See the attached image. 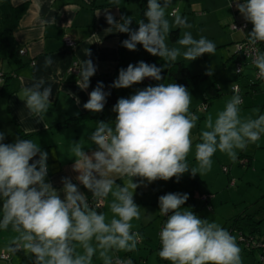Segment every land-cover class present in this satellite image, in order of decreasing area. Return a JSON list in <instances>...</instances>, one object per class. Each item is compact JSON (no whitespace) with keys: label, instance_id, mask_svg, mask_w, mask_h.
I'll return each instance as SVG.
<instances>
[{"label":"clouds","instance_id":"obj_1","mask_svg":"<svg viewBox=\"0 0 264 264\" xmlns=\"http://www.w3.org/2000/svg\"><path fill=\"white\" fill-rule=\"evenodd\" d=\"M112 3L119 9V0ZM172 3L173 0H147L146 21H136L137 30L130 27L132 16L121 15L117 21L106 9V31L115 29L129 36L122 41L123 47L135 51L139 44L165 61L161 67L144 61L129 64L119 70L111 88H129L145 78L162 81L163 69L179 57L194 61L203 54H215L217 46L213 41L204 36L194 38L190 31L175 42L181 47L168 46L166 41L173 26L192 27L179 14L173 13L171 20L167 18ZM235 5L252 24L248 44L264 43V0H235ZM41 24L54 25L55 18L42 20ZM232 27L238 30L235 24ZM85 56H91L89 48L85 49ZM52 63V58L46 57L44 67ZM252 63L258 69V77L264 79V52L256 49ZM96 71L90 58L82 60L77 86L86 90ZM206 74L211 76V69ZM45 83L43 78H33L32 84L21 88L18 94L28 115L37 118V122L44 119L51 105L52 88ZM108 95L110 92H105L103 83L98 82L83 108L102 112ZM192 99L185 86L174 82L148 86L129 98L118 99L112 108L116 113L113 122H96L89 137L95 150L90 154L79 141H72L73 171L79 173L76 180L99 202L95 207L71 178H62L59 192L46 182L48 153L37 143L20 137L14 143H4L5 134L0 132V230L17 233L7 252L22 250L32 264H93L97 254L102 264H133L132 259H121L115 253L134 252L143 240L139 231H133L132 223L141 219V207L134 201V191L140 184L173 177L179 182L189 172L201 177L211 171L217 151L235 162L238 150H246L264 135V114L256 108L255 118L242 117L243 98L234 94L215 119L207 116L199 142L194 145L195 166H190L192 130L199 119L190 110ZM76 102L79 103L78 98ZM137 177L140 184L134 182ZM118 179L124 182L117 183ZM109 196L111 219L97 211ZM188 199L187 193H167L158 198L159 214L166 218L159 232L160 259L169 264H243L237 238L215 221L200 218L183 207Z\"/></svg>","mask_w":264,"mask_h":264},{"label":"crops","instance_id":"obj_2","mask_svg":"<svg viewBox=\"0 0 264 264\" xmlns=\"http://www.w3.org/2000/svg\"><path fill=\"white\" fill-rule=\"evenodd\" d=\"M141 2L142 0H119V9H117L113 6L112 0L11 1L15 7L23 4H26L27 7L11 33L13 41L7 46L8 49L4 46L0 48V56H2L0 58V72L5 75V78L3 76L4 79L2 78L0 81V132L5 134L3 142L14 143L17 137L33 140L48 153L46 182H50L59 192L63 187L62 178H71L79 190L88 197L89 203L94 201L92 194L76 180L79 173L73 171L72 141H79L81 146L90 154L92 150H95V146L89 137L96 126V122H113L115 120L116 113L112 111V108L119 98H129L138 90L148 86H155L162 82L166 84V78L163 77V80L158 81V83H155L156 80L151 78H145L142 82L129 88L116 89L110 87L113 81L118 78L121 68L126 69L129 64L136 65L143 61L144 54L142 45L138 44L136 51H130L122 46V41L129 38L127 33L115 32V29L111 33L106 31L109 25L105 18V11L107 9L117 21L121 15L132 16L133 23L130 27L137 30L136 21L140 19ZM174 10L176 11V9ZM98 11L100 12L99 16L96 15ZM232 11L235 17L231 23L246 22L249 26L250 22L244 19L238 9ZM175 13L177 14V11ZM51 17L55 18L54 25L41 24L42 20ZM246 30L237 33L238 39L234 40L235 43L248 40V34H246L248 30ZM66 40H70L74 45L66 46ZM87 48L91 51L90 57L85 56V49ZM20 51H24V53L20 54ZM46 57H51L53 60L52 65L48 68L44 67ZM86 58L93 61L97 66V71L90 78L89 87L82 90L76 83L79 79L78 71L77 73H69V70L74 62H78L79 69L80 62ZM161 66L159 61V67ZM246 69L250 72L249 67ZM243 76L248 78L247 74ZM33 78H43L46 82L45 86L50 85L52 88L49 111L40 122H37V118L28 115L24 102L18 97L21 88L30 86ZM212 78L213 76L209 80ZM98 82L103 83L104 91L110 92V95L106 97L103 111L93 113L84 109L83 104L88 101L89 93L97 86ZM252 83L255 81L251 83L244 81V85L241 87V96L260 94L257 102L264 103V96H262L264 95V85L258 82L255 87L256 92H253L248 88L249 84ZM77 98L79 103L76 102ZM78 115L82 116L78 121L61 128L58 127L60 123ZM38 158L39 156L35 157L34 160ZM123 182V180H117V183ZM134 182L140 183V178H134ZM147 185H152V183H147ZM144 191L142 189L141 193L144 194ZM60 195L63 198L62 192ZM111 199L112 197L109 196L104 200L102 208L109 207ZM150 242L151 239H147L146 245H141L149 248L141 249L139 254L147 255V259L155 258L158 264H169L168 261L160 259L159 250L153 252L154 244ZM2 253L3 249L0 252V264H8L1 258ZM9 256H11V260L12 255ZM115 256L125 259L127 256L131 257L132 252H118L115 253ZM93 259L97 264H102L98 256H94ZM17 264H32V261H25L20 258Z\"/></svg>","mask_w":264,"mask_h":264},{"label":"rangeland","instance_id":"obj_3","mask_svg":"<svg viewBox=\"0 0 264 264\" xmlns=\"http://www.w3.org/2000/svg\"><path fill=\"white\" fill-rule=\"evenodd\" d=\"M231 3H235V0H173L172 5L167 10V18L170 20L172 19L170 12L176 9L177 14L186 18L187 22L192 25L190 29L173 26L172 30L177 28L178 33L177 37L173 39L171 38L172 30L170 31L166 41L169 47H181L175 42L182 38L185 31H190L193 37L197 39L204 36L213 41L216 46L225 44L216 47L214 55L203 54L194 61L184 60L182 56L178 58V61L187 67L192 74L207 69H211L213 73L211 80L189 89L193 98L190 105L192 112L202 107L204 96L209 99L208 102L210 103L205 110L203 108L195 113L199 119L196 128L192 130L193 151L188 156L190 166H195L194 145L199 142V134L204 128L207 116L212 115L215 119L217 113L224 109L226 102L234 95L232 93L233 86L238 85L242 89L244 81L247 83L256 81L255 72L250 67V72L246 67H243V74H247L248 78L235 75L236 64L232 55L236 50L237 42L235 43L234 40L238 39V32H231L229 26L235 17L232 10H237V8L230 7ZM247 30L246 34L251 32V23H249ZM1 47L2 43H0ZM159 61L161 65L165 64V61L160 57ZM260 83L264 85V81H260ZM259 95L241 96L243 98V103L240 106L242 117L252 116L255 118L258 114L254 113L253 109L256 108L260 109L259 114H264V103L257 102ZM212 160L211 171L201 177L199 174L193 177L189 172L185 173L179 182L173 177L168 181L157 180L152 182V185L147 186L146 180L142 184L138 183L140 186L134 191V201L141 207V219L133 220L132 223L134 225L133 231H139L143 240L137 245V250L132 252V258L127 256L125 259H132L133 264H158L156 259L152 257L153 254L151 255L152 258L147 259V255H141L139 251L149 248L141 246L146 245L147 239H151L150 243L154 244L153 252L160 249L159 232L165 221L164 217L159 214L158 198L161 195L187 193L189 199L183 207L190 208L200 218L215 221L227 230L235 218L254 214L259 209H264V135L256 144H250L246 150H238V158L235 162H232L226 154L219 151L214 154ZM142 189L145 190L144 194L141 193ZM203 196L206 197V202L202 201ZM102 207L97 208V211L104 212L107 218L111 219L110 208L108 206ZM255 219L262 220L259 229L264 236V211L257 214ZM16 235L17 233L10 229L7 231L0 230V252L3 249L4 253L12 255L10 260L12 264H17L20 258L25 261L30 260L22 250L15 254L7 252V246ZM232 235L237 238L242 249L243 264H264V262H259L256 252L248 254L244 251L243 244L238 241L240 235L237 232L234 231ZM240 239H244V237ZM16 260L17 262H15ZM93 264H97L94 259Z\"/></svg>","mask_w":264,"mask_h":264},{"label":"trees","instance_id":"obj_4","mask_svg":"<svg viewBox=\"0 0 264 264\" xmlns=\"http://www.w3.org/2000/svg\"><path fill=\"white\" fill-rule=\"evenodd\" d=\"M12 0H0V43H2V46H4L6 49H8V45L13 41L11 37V33L14 29V27L17 25L19 19L22 17L26 10V4L20 5V6H13L11 3ZM232 4V3H231ZM147 8V0H142L140 4V19H144L146 21V17L144 16V12ZM237 23V22H234ZM246 23V22H245ZM233 24V23H231ZM230 24V25H231ZM247 25V23H246ZM248 28V25L246 26ZM246 28V29H247ZM245 29V30H246ZM244 32V31H243ZM178 29L175 28L172 30L171 38L175 39L177 37ZM242 42H248V40H244ZM241 43V42H239ZM259 51L264 52V43H257L256 44ZM143 48V46H142ZM143 54L144 59L143 61L148 64H155L157 67H159V57L153 56L149 54L144 48H143ZM232 59L234 60L235 64L241 63L243 67H250L255 72L256 67H252L251 64L248 63L245 56L236 51L232 55ZM236 68V67H235ZM208 70H205L198 74H192L190 71L182 65L180 62H176L174 64H171L167 68H165L161 75L162 77L166 78L167 83H177L180 85L185 86L187 89L193 88L195 86H198L205 81H208L211 77L206 74ZM240 74L239 76H243ZM5 78V75H3ZM259 80H256L255 83L249 84L248 88L250 91L256 92V86L258 85ZM209 99H207L205 96L203 97L202 107L197 108L193 111V113H197V111L201 110L207 107ZM82 116L78 115L75 117H72V119H69L67 121H64L58 125V127H64L68 124H71L73 122L78 121L81 119ZM204 199V200H203ZM202 201L206 202V197H202ZM0 206H2V201H0ZM264 209H259L256 213L250 214L247 216H240L233 220L232 225L228 228V231L233 234V232H237L241 237H244L246 241H241L240 236H238V241L243 244L244 251L248 254L251 253H257L258 254V260L259 262H264V236H262L259 225L261 223V219L256 220V216L259 213H262ZM164 219H166L164 217ZM160 246V242H159Z\"/></svg>","mask_w":264,"mask_h":264},{"label":"built area","instance_id":"obj_5","mask_svg":"<svg viewBox=\"0 0 264 264\" xmlns=\"http://www.w3.org/2000/svg\"><path fill=\"white\" fill-rule=\"evenodd\" d=\"M231 5H232L231 7H233V6L236 7L235 3H232ZM175 12H176L175 10L172 11L171 15L173 13H175ZM233 24L236 25V27H237L238 30L233 29V27H232ZM233 24H231L229 26V29L231 31H233V32H243L247 28L246 27L247 25H246L245 22H237V23H233ZM65 45L69 47V46H73L74 43H72L70 40H66L65 41ZM238 45H244V47L243 48H239ZM256 49H258L256 45L255 46H252V45L248 44V42H241V43H237L236 44V51L242 53L245 56V58L248 61V63L251 64L252 67H255V65L252 63V60L254 58L255 50ZM23 53H24V51H20V54H23ZM237 69H240V71L238 72ZM77 71H78V62H74L73 65H72V67L69 70V73H77ZM242 72H243V66H242L241 63H238L236 65V68H235V75L236 76L237 75L239 76L240 74H242ZM257 73H258V69L255 68V77H256V80L264 81V79H261V78L258 77ZM2 77H3V75L0 72V81L2 80ZM241 92L242 91H241V89H240V87L238 85H235V86L232 87V93L233 94H239V95H241ZM97 203H99V202L98 201H93V202H90V205H92V206L95 207L97 205ZM101 206H103V202L100 203V206L99 207H101ZM240 240L241 241H246L245 239H240ZM1 258L4 261H7L8 264H12L10 262V256H9V254H6V253L3 252L1 254Z\"/></svg>","mask_w":264,"mask_h":264}]
</instances>
